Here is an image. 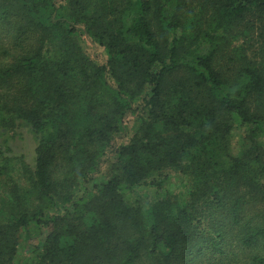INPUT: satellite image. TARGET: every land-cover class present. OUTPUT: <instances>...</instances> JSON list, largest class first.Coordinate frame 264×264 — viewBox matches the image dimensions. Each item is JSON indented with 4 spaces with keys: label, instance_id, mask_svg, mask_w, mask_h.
<instances>
[{
    "label": "trees",
    "instance_id": "obj_1",
    "mask_svg": "<svg viewBox=\"0 0 264 264\" xmlns=\"http://www.w3.org/2000/svg\"><path fill=\"white\" fill-rule=\"evenodd\" d=\"M22 125L0 264H264V0H0Z\"/></svg>",
    "mask_w": 264,
    "mask_h": 264
},
{
    "label": "rangeland",
    "instance_id": "obj_2",
    "mask_svg": "<svg viewBox=\"0 0 264 264\" xmlns=\"http://www.w3.org/2000/svg\"><path fill=\"white\" fill-rule=\"evenodd\" d=\"M243 39L242 37H240V39L235 40H239L238 43H240ZM85 47L89 57L96 58L97 62H101L105 58L103 55V50L101 48H97L94 45H85ZM127 125L129 129L128 134H130L133 122L131 120H128ZM6 147H8V149L12 151V155H22L27 162L30 163L32 161L34 140L26 126L22 125L16 131V135L11 139L9 138V136H0V148L4 149Z\"/></svg>",
    "mask_w": 264,
    "mask_h": 264
}]
</instances>
